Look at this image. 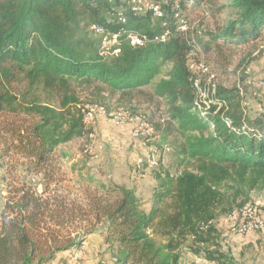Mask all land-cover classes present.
I'll return each instance as SVG.
<instances>
[{"label": "trees", "instance_id": "obj_1", "mask_svg": "<svg viewBox=\"0 0 264 264\" xmlns=\"http://www.w3.org/2000/svg\"><path fill=\"white\" fill-rule=\"evenodd\" d=\"M152 1L160 16L123 0H0V264H52L92 234L118 264H179L183 247L215 264L237 263L222 250L213 222L264 191V114L245 121L236 86L216 85L212 100L201 99L203 83L191 65L202 62L214 73L199 59L196 39L178 27L187 21L183 10L199 0ZM227 7L231 17L210 34L211 44L264 41V0ZM85 22L117 34L118 52L102 55L101 36L78 35ZM166 30L165 40L154 41ZM126 32L148 40L131 46ZM228 64L213 68L226 72ZM147 86L148 101L166 104V119L150 122L157 147L173 146L176 172L162 168L159 157L146 211L124 186L73 194L62 184L56 150L89 140L85 106L131 104ZM18 168L24 174H15Z\"/></svg>", "mask_w": 264, "mask_h": 264}, {"label": "rangeland", "instance_id": "obj_2", "mask_svg": "<svg viewBox=\"0 0 264 264\" xmlns=\"http://www.w3.org/2000/svg\"><path fill=\"white\" fill-rule=\"evenodd\" d=\"M151 1L142 0L140 11H138L144 13ZM207 1L199 0L194 6L183 10L187 18V33L191 40L196 39L201 49L198 53L199 59L207 62L214 73V76L209 78V74L198 71L195 66L192 67L197 72L198 79L203 83L200 89L203 99L211 98L212 83L215 86L220 85L226 88L236 86L240 90V109L243 110L245 121L262 118L264 114V41L257 40L246 45L235 46L226 45L222 39H218L211 44L210 34L225 25L231 17V9L227 7L231 0H211L210 4H205ZM104 14L106 17L109 16L106 12ZM76 33L97 41L103 35L95 31L93 24L90 25L87 22L76 28ZM112 39L105 35L103 54L108 55L112 51L115 44ZM205 43L211 44L208 51L202 48ZM226 60L229 62L226 72L219 68L216 69L217 67L213 68L217 61L223 63ZM13 88L19 89L17 84H14ZM139 92L141 94H136L131 104H121L115 99L109 100L105 106L106 115L95 116L91 122L87 123V128L92 132L89 140L76 139L56 150L65 174V181L62 184L68 186L73 194L79 196L85 188L94 189L104 186L105 189L111 190L114 186H124L136 192V196L143 202V209L146 211L156 184L154 173L157 171L156 161L159 157L162 158V168L170 173L176 172L174 148L171 144H164L162 150L159 149L157 147L161 145L159 133L135 137L133 136L135 126L132 122L127 121L120 125L112 122L113 114L119 110L145 115L149 121L157 122L166 119L167 107L164 101L155 96L152 100H147L146 94L152 93L151 86L144 87ZM80 95L84 99L85 93L80 92ZM121 128H125V131ZM177 138L182 141L180 136ZM63 154L66 157H62ZM151 156L154 157L155 164H152ZM4 174V170L0 168V176ZM15 174H24V170L18 168ZM1 184H4V181L0 179V189H3ZM1 196L0 190V208L2 206ZM253 200L264 203V191L252 192L251 201ZM213 224L222 239V250L232 256L237 261L236 264H253L256 259L260 264H264L263 245V248L258 247V250H255L249 242H245L246 235L239 236L231 233L228 229L229 219L226 216L218 217ZM83 247L84 249H81L86 251L87 246L83 245ZM105 255H107L106 251L100 249L96 255L98 259L92 264L100 260L106 262ZM82 257L85 255L83 254ZM82 257L72 263L69 262L67 256L59 259L55 264H84L83 262L86 261ZM180 258V264H190L192 254H189L187 248L183 247Z\"/></svg>", "mask_w": 264, "mask_h": 264}, {"label": "built area", "instance_id": "obj_3", "mask_svg": "<svg viewBox=\"0 0 264 264\" xmlns=\"http://www.w3.org/2000/svg\"><path fill=\"white\" fill-rule=\"evenodd\" d=\"M129 5L132 6V9L135 11L139 12L142 0H125ZM151 1V0H150ZM139 10V11H138ZM145 10H151L154 14V16H160L161 11L159 8V5L151 1ZM179 30L181 32L186 33L188 31V25L187 22L184 20H180L178 24ZM93 28L95 29L96 32L102 33V40H101V45H100V54H103V49L105 47V35H108L110 38H113L112 40L114 41V46L118 44V35L117 34H109L106 33L105 30L101 26H96L93 25ZM168 31H164L163 34L156 36L154 38V41H163L167 38L168 36ZM126 39L128 40V43L131 46H139L142 45L146 40V36H139L134 33L126 32ZM113 46V47H114ZM118 49L114 48L112 53H117ZM196 67L195 69H198L202 71L204 74H209L208 67L202 63L199 62L198 64L192 63L191 67ZM211 74V73H210ZM209 74L210 76L213 77L214 75ZM198 82V81H196ZM197 84V83H196ZM212 90H211V98H208L210 100L213 99L214 95V88L215 84H211ZM200 92V97L203 99L202 92ZM204 100V99H203ZM206 104V103H205ZM105 116L106 115V110L104 106L101 105H87L84 108V115H83V120L85 124L91 122L95 116ZM127 121H130L134 124L135 129L133 131V136L138 137L141 135L144 136H151L155 134V130L153 127V124L146 118L145 115L142 114H131L129 111L125 110H119L112 116V122H114L117 125H120L122 123H125ZM227 125H230L229 121H226ZM149 158V157H148ZM151 161H153L154 157H150ZM152 164H155V161H153ZM157 164V161H156ZM227 218L229 219V231L231 233L237 234V235H246L249 233H264V203L260 201H248L244 205H242L240 208L232 211ZM83 245L79 248L81 249ZM78 249V250H79ZM71 261L77 262L79 259V253L78 251H75L74 253L71 254L70 256ZM95 264H118L117 259L115 257H111L109 259V262L105 261H98Z\"/></svg>", "mask_w": 264, "mask_h": 264}, {"label": "crops", "instance_id": "obj_4", "mask_svg": "<svg viewBox=\"0 0 264 264\" xmlns=\"http://www.w3.org/2000/svg\"><path fill=\"white\" fill-rule=\"evenodd\" d=\"M124 129L125 128H121V130L125 131ZM153 192H154V189H153V191L151 193V196H152ZM135 194H136V192H135ZM151 196H150V198H151ZM245 239H246L245 242H249L251 244V247L254 248L255 250H258V247L263 248V246H264V235H262V233H249V234H246ZM99 244H100V246H99ZM83 245L87 246L86 251L82 250V249H84V247H82V249H80V250L73 249V250H69V251H65V252L59 253L52 264H55L56 262L59 261V259H64L67 256H68L69 262L73 263V261H71V259H70V256L75 251H78L79 258L82 257L83 254L85 255V257H82L84 259V261H86V262H83L84 264L85 263L86 264H92L94 261H96L98 259V256H96V255H97V252L100 251V249L102 251H106V254H107V255H105L106 256V262L107 263L109 262V258L111 256V253L106 249V245L103 243V238H102L101 235H99V234L89 235ZM189 254H192V253L189 252ZM180 260H181V258H180ZM259 260H261V259L259 258ZM262 262H263V260H262ZM204 263L215 264L213 262H209V261L205 260L202 256H198V255L192 254V258H191V263L190 264H204ZM253 264H260V262L256 259L253 262Z\"/></svg>", "mask_w": 264, "mask_h": 264}]
</instances>
